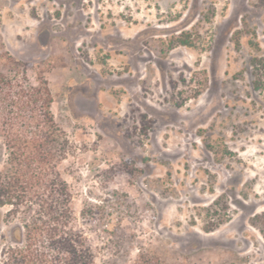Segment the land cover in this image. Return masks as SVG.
I'll use <instances>...</instances> for the list:
<instances>
[{"label": "rangeland", "instance_id": "rangeland-1", "mask_svg": "<svg viewBox=\"0 0 264 264\" xmlns=\"http://www.w3.org/2000/svg\"><path fill=\"white\" fill-rule=\"evenodd\" d=\"M0 52L48 83L95 264H264V0H0Z\"/></svg>", "mask_w": 264, "mask_h": 264}, {"label": "trees", "instance_id": "trees-1", "mask_svg": "<svg viewBox=\"0 0 264 264\" xmlns=\"http://www.w3.org/2000/svg\"><path fill=\"white\" fill-rule=\"evenodd\" d=\"M2 58L0 52V63ZM35 80L30 85L0 71V208L19 218L12 243L0 250V264H95V243L78 224L61 170L69 141L51 112L43 73Z\"/></svg>", "mask_w": 264, "mask_h": 264}]
</instances>
